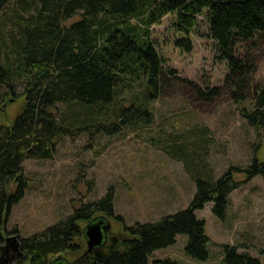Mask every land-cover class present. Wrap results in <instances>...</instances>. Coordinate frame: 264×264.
I'll use <instances>...</instances> for the list:
<instances>
[{
    "label": "trees",
    "instance_id": "16d2710c",
    "mask_svg": "<svg viewBox=\"0 0 264 264\" xmlns=\"http://www.w3.org/2000/svg\"><path fill=\"white\" fill-rule=\"evenodd\" d=\"M0 12L8 16L6 31L0 28V87L10 97L14 86L21 83L23 88L21 111L10 126H0V245L6 234L5 217L25 188L22 160L50 158L59 137L88 128L94 116H100L122 91L132 93V84L140 88L138 99L132 95L138 108H120L110 123L92 126L98 132L115 134L126 123L134 125L132 119L147 121L148 101L175 74L164 68L150 38V27L165 16L172 18V29L178 35L172 45L186 53L192 49L189 34L198 26L197 18H202L218 59L226 63L223 83L232 102L242 106L239 116L248 127L264 130V82L253 87L247 99L242 91L253 71L235 53L237 44L264 34V0H0ZM72 18L73 22L65 24ZM58 105L65 107L60 114H56ZM72 106H78L88 119L78 120ZM207 136L205 128L190 130L185 136L168 133L162 150L177 160L185 158L186 150L200 155L199 146ZM186 137H192L191 143ZM184 166L188 168L187 163ZM235 173H243L245 181L255 176L264 181V166L254 158L245 168L229 167L213 182L195 179L185 209L154 223L125 227L122 237L110 238L75 264H146L153 251L173 244L176 235L186 236L188 258L205 261L209 240L203 221L193 212L212 202L211 214L223 220L227 196L240 184L232 179ZM14 181V191L6 193ZM111 216L108 191L40 234L18 239L21 257L15 264H48L57 256L78 253L84 245L80 225ZM222 249L224 264H260L236 254L233 246ZM161 264L176 263L165 260Z\"/></svg>",
    "mask_w": 264,
    "mask_h": 264
},
{
    "label": "rangeland",
    "instance_id": "374dc122",
    "mask_svg": "<svg viewBox=\"0 0 264 264\" xmlns=\"http://www.w3.org/2000/svg\"><path fill=\"white\" fill-rule=\"evenodd\" d=\"M6 19L8 16L0 12L3 32L8 27ZM197 20L198 26L189 34L192 49L187 53L172 45L178 35L172 29L170 16L149 29L164 68L174 70L175 74L158 96L148 101L147 121L132 119L134 125L126 123L115 134H107L109 130L98 132L92 126L110 123L120 108H138L132 95L138 99L140 88L132 84L133 92L122 91L100 111V116H94L88 128L59 137L50 158L22 160L26 184L22 197L5 217L4 238L15 237L18 242L40 234L65 220L81 204L97 201L110 191L112 216L106 219L109 224L106 245L110 238L122 237L125 227L154 223L185 209L192 199L195 179L213 182L229 167L245 168L252 158L264 166V130L248 127L239 116L242 106L232 102L223 83L228 73L226 63L218 59L215 43L208 38L202 18ZM235 53L245 58L253 71L242 91L248 99L253 87L264 82V34L237 44ZM14 89V96L10 97L7 89L0 87L2 127L10 126L23 106L22 84ZM211 91L214 92L210 94ZM64 109L58 105L56 114ZM71 110L78 113V120L88 119L78 106H72ZM123 115L128 117L126 113ZM200 128H205L208 134L199 146L200 155L186 150L185 158L177 160L162 150L168 133L185 136L188 131ZM186 141L191 143L192 137H186ZM172 151L179 153L176 147ZM232 179L240 184L227 196L223 220L211 214L212 202L193 212L197 220L203 221V231L209 240L205 261L188 258L184 253L186 236L176 235L173 244L153 251L146 264H161L165 260L176 264H224L222 246H233L236 254L264 264V181L260 176L245 181L243 173L233 174ZM15 187L16 182H11L5 192L10 194ZM84 250L83 245L78 253L60 257L69 263L76 260L75 264L83 258Z\"/></svg>",
    "mask_w": 264,
    "mask_h": 264
},
{
    "label": "water",
    "instance_id": "95a60500",
    "mask_svg": "<svg viewBox=\"0 0 264 264\" xmlns=\"http://www.w3.org/2000/svg\"><path fill=\"white\" fill-rule=\"evenodd\" d=\"M107 233H109V224L105 218L96 217L85 224L82 228L85 250L81 257H85L96 249L102 247L105 243ZM8 250L11 252L10 255L8 254ZM0 251L2 252L0 256V264H8L9 261L21 257V253L18 249V242L15 241V237L4 238L2 245H0ZM75 261L76 260L69 263L62 257L57 256L48 264H73Z\"/></svg>",
    "mask_w": 264,
    "mask_h": 264
},
{
    "label": "flooded vegetation",
    "instance_id": "af4514ba",
    "mask_svg": "<svg viewBox=\"0 0 264 264\" xmlns=\"http://www.w3.org/2000/svg\"><path fill=\"white\" fill-rule=\"evenodd\" d=\"M108 234V233H107ZM107 234H106V236H107ZM105 239H106V237H105Z\"/></svg>",
    "mask_w": 264,
    "mask_h": 264
}]
</instances>
